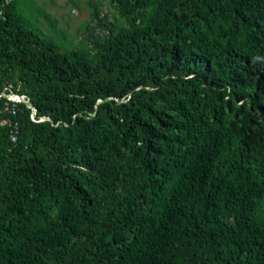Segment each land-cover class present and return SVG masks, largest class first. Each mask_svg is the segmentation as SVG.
<instances>
[{
  "label": "trees",
  "instance_id": "1",
  "mask_svg": "<svg viewBox=\"0 0 264 264\" xmlns=\"http://www.w3.org/2000/svg\"><path fill=\"white\" fill-rule=\"evenodd\" d=\"M43 6L0 0V264H264V0Z\"/></svg>",
  "mask_w": 264,
  "mask_h": 264
},
{
  "label": "rangeland",
  "instance_id": "2",
  "mask_svg": "<svg viewBox=\"0 0 264 264\" xmlns=\"http://www.w3.org/2000/svg\"><path fill=\"white\" fill-rule=\"evenodd\" d=\"M77 3L78 8H73L70 0H33L35 4L43 6L45 10L52 15L58 22L60 29L66 30L69 35H73L77 32L78 28L86 21L89 15V8L87 6L89 0H73ZM101 1L106 8L107 0ZM28 2V1H27ZM30 6L29 11L36 16L35 5L28 4ZM103 8V11H104ZM33 16V17H35ZM43 28L45 29L46 23L43 21ZM80 37V34H79Z\"/></svg>",
  "mask_w": 264,
  "mask_h": 264
},
{
  "label": "built area",
  "instance_id": "3",
  "mask_svg": "<svg viewBox=\"0 0 264 264\" xmlns=\"http://www.w3.org/2000/svg\"><path fill=\"white\" fill-rule=\"evenodd\" d=\"M4 99V109L7 111L14 112L15 104L17 102H24L25 104L30 105L23 96H19L16 94L13 89L12 85L8 82H5L2 87L0 88V100ZM2 125H10L11 121L8 118H5L2 122ZM14 139V138H13Z\"/></svg>",
  "mask_w": 264,
  "mask_h": 264
}]
</instances>
